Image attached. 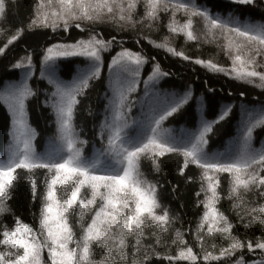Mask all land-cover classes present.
Segmentation results:
<instances>
[{
	"label": "snow or ice",
	"instance_id": "6c2138e0",
	"mask_svg": "<svg viewBox=\"0 0 264 264\" xmlns=\"http://www.w3.org/2000/svg\"><path fill=\"white\" fill-rule=\"evenodd\" d=\"M141 5L142 14L138 11ZM256 5L264 9V0H231L223 7L211 0H35L27 24L21 22L0 45V57L8 62L0 71L11 78L0 77V99L9 120L6 155L0 158V264H157L152 259L162 254L157 246L163 243L170 247L162 240V234L173 231L177 217L161 204L159 181L147 180L140 164L142 159H150L153 168L160 171V158L168 154L182 157L177 171L187 181H195L186 172L190 165L200 170L195 197L204 208L196 229L200 250L194 251L181 230L175 229L171 240L176 246L175 254L165 256L168 264H264V146H253L254 131H264V95L254 106L257 102L248 101L244 92L239 93L241 120L234 147L223 153L211 152V136L221 122L234 115L233 104L221 103L219 111H215L218 102L214 90L209 89L205 97L197 100L201 111L194 129L177 133L165 128L164 122L169 118L177 122L191 118L187 112L193 98L191 87L184 86L182 93L169 91L175 87L167 79L171 74L162 69L155 57L126 47L123 35L118 39L111 31L98 30L101 25H110L118 34L140 25L151 29L159 25L161 13H166L170 35H183L192 41H199L201 35L224 37L226 43L222 47L232 60L230 69L211 59L196 58V64L249 84L258 79V87L264 88V18L241 20L236 15L243 16L245 6ZM10 6L9 0H0V20L6 19ZM178 14L182 20L177 19ZM199 22L203 23L202 33L195 27ZM37 28H50L53 32L75 29L80 36L57 40L39 50L30 46L24 55L9 57L13 42ZM141 35L136 34L137 44ZM168 40L165 37L163 43L149 42L174 56L193 60ZM116 48L119 50L107 62L108 102L99 124L100 147L93 142L94 151L85 155L84 146L89 141L82 139L73 126L74 110L80 103L78 97L86 96L92 82L101 81L104 54ZM80 57L85 59V66L72 68L73 58ZM34 61L39 63V82L34 80ZM146 63H151V71L142 78ZM20 73V78L15 79ZM66 73H72L71 79L62 78ZM44 79L51 91L39 86ZM30 81L37 84L35 89ZM141 81L143 94L133 95ZM41 94L45 97L43 103L54 113L56 134L46 150L37 151L34 141L38 133L29 123L26 101L29 97L39 99ZM205 100L214 119L204 116ZM136 106L139 113L134 116ZM38 169L47 170L42 182ZM223 173L228 174L227 195L234 201L233 208L245 228L242 235L234 234L233 222L216 207L221 199ZM21 183L30 191L31 201L40 205L38 226L24 222L9 206L15 185ZM40 183L45 190L38 194ZM57 191L60 199H56ZM5 213H11V222L4 221ZM86 213L90 222L84 220ZM72 216L81 218L77 221L78 236L70 223ZM33 218L36 220L37 216L34 214ZM254 223L261 226L259 236L247 231ZM217 232L226 237V246L217 250V245L211 244L209 250L205 247V233L211 237ZM153 237L154 244L143 243ZM93 245L100 250L99 255ZM45 249L46 259L42 257Z\"/></svg>",
	"mask_w": 264,
	"mask_h": 264
},
{
	"label": "trees",
	"instance_id": "16d2710c",
	"mask_svg": "<svg viewBox=\"0 0 264 264\" xmlns=\"http://www.w3.org/2000/svg\"><path fill=\"white\" fill-rule=\"evenodd\" d=\"M35 0H9L10 8L7 12L6 19L0 20V45L7 41L12 32L16 27L20 26L21 22L25 25L28 22V18L31 12V6ZM201 2V0H197ZM212 4H216L218 7H223L231 3V0H211ZM138 11L143 13V5H141ZM244 15L240 16L239 13L236 15L241 19H252L255 21H261L264 18V9L256 6H245L243 8ZM178 20H182V15L178 14ZM168 23V14L161 13V21L158 26L149 29L145 25H140L136 29L126 28L123 33H117L110 25H101L99 31L108 32L111 31L117 38L123 35L125 41V46L132 48L134 51H143L150 58L155 57V61L159 62L162 69L168 71L171 75L167 78L168 81L175 87L170 88L169 91L183 92L185 90L184 86H190L192 89V100L189 101L191 107L187 108L189 117L181 119L179 122L171 120H166L164 122L165 128H172L177 133L182 130H192L199 122L200 118V107L197 104L199 98L205 97V94L209 89L214 90L215 100L218 102L215 105V111H219V104L221 103H231L234 106V115L227 122H221V126L216 131L215 135L211 136L210 144L212 147L211 152L223 153L229 151L234 147V142L237 136L238 124L241 120V110L240 104L241 100L237 99L240 92L246 94L248 101L258 102L264 95V88L258 87L259 80L255 83L249 84L246 81H241L235 79L234 76H229L224 72H216L204 67L200 64H196L194 61L196 58L209 60L211 59L213 63H217L225 68H231L232 60L224 54V49L222 45L226 43L223 36H218L213 39L212 37L205 38L201 35L199 41L186 40L183 35H170L166 27ZM197 32H203V23L199 22L195 25ZM141 33V42L136 43V34ZM79 30H70L69 32H64L63 30H58L53 32L50 28H37L28 32L22 39L18 42H13L10 46L12 49L9 53V57L24 55L25 49H30L35 47L37 50L47 47L49 43H55L57 40L67 41L70 38H79ZM143 36L149 37V39H143ZM168 37V43L172 47L176 48L177 51L183 50L186 55L192 56L193 60H184L182 57L174 56L173 54L167 52L165 48L155 47L149 40H154L157 43H163L164 38ZM119 48L115 50H109L105 53V65L102 69V79L101 81L92 82V86L86 90V96L78 97L80 103L75 107L73 114V126L79 133L82 139L88 140L89 143L84 146V154L91 155L94 151L93 142H95V147H100L99 142V124L100 121L104 119V105L107 104V99L105 98V92L107 90L108 81V69L107 62L110 61L111 55L115 54ZM36 63V68L34 70V80L40 81L39 74V63ZM8 62L0 57V67L6 65ZM85 59L83 57L73 58L71 67H84ZM151 71V63H146L145 68L142 70V78H146L148 73ZM22 73L18 74L15 79H18ZM0 77L5 80L11 79L4 75L3 71H0ZM72 73H66L62 78L71 79ZM30 85L35 89L37 86L33 81L29 82ZM42 89L47 88L51 91V86L48 85L47 80L44 79L42 83L39 84ZM143 82L139 85L137 92L133 95H142L143 92ZM167 87V85H165ZM108 95L111 92L108 91ZM231 97V99H229ZM45 97L43 94L39 96V99L35 97H29L26 101L28 108V119L29 123L37 130V138L35 140L36 145L40 148H44L47 144V140L52 139L56 134L55 116L49 105L43 103ZM139 113V106L133 108L132 114L135 116ZM203 113L206 119H214L211 114L212 109L209 108L207 100L203 107ZM9 131V120L7 118V109L4 105L2 99H0V152H4V146L9 141L8 136ZM253 146L260 148L264 146V131L257 128L254 131ZM182 161V157H177L168 154L166 157L160 158V171H156L151 163L150 159H142L140 164V170L144 177L152 182L159 181L160 188H158L159 200L162 205L168 208L171 215L177 217L173 231L162 234V240L167 243L170 247H164L162 243L157 246V250L162 254L161 256H153V260L157 264H168V260L165 256L169 253L175 254V245L171 244L172 238L175 236V229H180L184 234L185 240L193 246L194 251L200 250V243L196 240V229L200 217L203 215V204L196 203L195 192L200 186V170L196 168L195 165H190L189 169H186L188 175L195 177V181H187L186 178L181 177L177 171V163ZM17 172L22 171L17 169ZM46 169H38L37 176L39 181L44 180V173ZM228 174L223 173L220 177L219 190L221 191V199L218 201L216 207L220 211L224 212L225 215L233 222L234 234H243L245 232L244 226L240 223L239 217L236 214V210L233 208L234 201L231 200L227 193L229 189V183L227 179ZM15 184V181H14ZM59 187L58 185L56 186ZM45 190L43 183L38 185V194ZM83 190V189H82ZM201 194V198H202ZM59 191L56 192V199H60ZM247 199H254V197H246ZM9 206L13 208V211L20 215L24 222L29 224H35L38 226V213L40 205L34 203L30 199V191L25 186V184H16L13 199L9 202ZM119 206V205H118ZM34 214L37 219L34 220ZM55 216V213L52 214ZM4 221L11 222V213H5L3 216ZM79 216H72L70 223L74 226L73 230L79 235L80 229L77 221H80ZM85 221L90 222L89 214H85ZM83 222V221H82ZM52 226L55 227L54 221H51ZM261 226L258 223H254L250 226L247 231L255 232L259 236ZM155 238L145 239L144 244H154ZM134 244L135 241L133 240ZM216 244L217 250L221 246H226V237H221L220 234L213 233L212 236H208L205 233V247L211 250L210 245ZM94 249L97 251L98 255L100 250L93 245ZM131 251L129 248V259L131 260ZM251 255V254H248ZM44 259L47 258V250L42 253ZM252 258H257L253 256ZM178 264H187V262L179 261Z\"/></svg>",
	"mask_w": 264,
	"mask_h": 264
},
{
	"label": "rangeland",
	"instance_id": "374dc122",
	"mask_svg": "<svg viewBox=\"0 0 264 264\" xmlns=\"http://www.w3.org/2000/svg\"><path fill=\"white\" fill-rule=\"evenodd\" d=\"M54 2H55V0H54ZM22 75V74H21ZM20 75V76H21ZM20 78V77H19ZM18 78V79H19ZM50 140H51V138L49 139V140H47V144H46V146L44 147V148H40L38 145H36V148H37V151H44V150H46L47 148H48V146H49V142H50ZM34 143H35V141H34ZM36 144V143H35ZM233 149V148H232ZM231 149V150H232ZM214 153H219V152H214ZM6 155V153H5V151L2 153V152H0V158H3L4 156Z\"/></svg>",
	"mask_w": 264,
	"mask_h": 264
}]
</instances>
